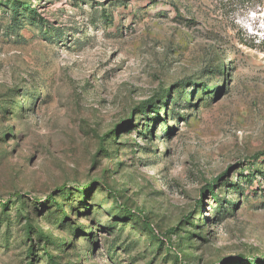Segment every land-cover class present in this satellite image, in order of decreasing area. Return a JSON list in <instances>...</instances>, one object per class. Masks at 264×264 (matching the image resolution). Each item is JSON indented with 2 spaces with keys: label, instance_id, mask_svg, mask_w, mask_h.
<instances>
[{
  "label": "rangeland",
  "instance_id": "rangeland-1",
  "mask_svg": "<svg viewBox=\"0 0 264 264\" xmlns=\"http://www.w3.org/2000/svg\"><path fill=\"white\" fill-rule=\"evenodd\" d=\"M52 261L264 264V0H0V264Z\"/></svg>",
  "mask_w": 264,
  "mask_h": 264
},
{
  "label": "trees",
  "instance_id": "trees-1",
  "mask_svg": "<svg viewBox=\"0 0 264 264\" xmlns=\"http://www.w3.org/2000/svg\"><path fill=\"white\" fill-rule=\"evenodd\" d=\"M257 156H259V154H256L254 157H257ZM238 186H236V188H237ZM49 260L51 261L52 260V257H49ZM50 264H55V263H53V261H52V263H50Z\"/></svg>",
  "mask_w": 264,
  "mask_h": 264
}]
</instances>
